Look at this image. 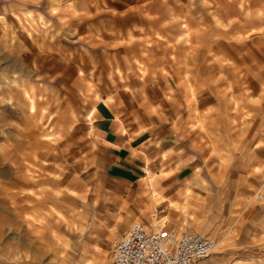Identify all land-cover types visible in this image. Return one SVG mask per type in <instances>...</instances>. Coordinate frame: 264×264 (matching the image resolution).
Wrapping results in <instances>:
<instances>
[{
	"label": "rangeland",
	"instance_id": "rangeland-1",
	"mask_svg": "<svg viewBox=\"0 0 264 264\" xmlns=\"http://www.w3.org/2000/svg\"><path fill=\"white\" fill-rule=\"evenodd\" d=\"M76 1L0 0V264L111 263L113 245L126 229L99 244L102 257H91L83 238L96 201L86 179V134L105 92L145 82L157 71L170 73L186 98L207 141L209 169L225 170L188 185L190 202L173 204L171 213L158 205L153 220L161 225L166 219L176 233L190 226L213 239L215 251L198 264H264V238L256 231L263 191L238 178L252 164L248 134L264 121V44L250 46L253 59L242 63L211 50L213 41L229 42L221 33L231 20L216 19L209 10L213 0H88L75 10ZM234 1L238 29L231 36L264 43V0ZM202 5L204 13H188L191 22L184 20L181 31L185 8ZM248 5L254 14L241 19ZM128 14L138 20L119 25ZM128 46L135 54L125 51ZM26 135L46 144L37 150L39 167L30 166L35 171L28 182L12 163L23 153L12 142L29 141ZM13 188L26 198L13 201Z\"/></svg>",
	"mask_w": 264,
	"mask_h": 264
},
{
	"label": "crops",
	"instance_id": "crops-1",
	"mask_svg": "<svg viewBox=\"0 0 264 264\" xmlns=\"http://www.w3.org/2000/svg\"><path fill=\"white\" fill-rule=\"evenodd\" d=\"M87 1L77 0L76 4L74 3V9L87 7ZM213 2L209 10L214 16L219 15L216 19L223 17L231 18V20L227 22L230 26L228 31L218 33L219 35L221 33L223 37L229 36V42L213 41L215 47L212 46L211 50H219L221 55L226 53L241 63L253 59L249 48L252 46L260 49V46L264 44L263 39H260L261 44H259L248 39L247 36H231L236 34L238 29L235 24H238V21L232 17L238 13L236 2L234 0H213ZM204 6L202 5L201 9L195 6L182 10L181 31L184 20L188 25L191 22L188 13L203 14ZM248 7L249 5L245 6L243 11H239L240 14L242 13L241 19L245 16L249 20L250 16H253L252 11L245 10ZM206 10H208L207 7ZM136 17L128 14L120 18L118 24L124 25L137 21ZM256 17L261 18L260 15ZM200 23L204 24V20L202 19ZM242 25L244 24H239V26ZM181 35L182 32L178 36ZM184 42L187 44L188 40L184 39ZM125 51L135 54L136 47L128 46ZM259 56L264 58V52H261ZM83 60L85 65H90L85 55ZM103 69L109 75V71L104 67ZM257 76L262 78L256 72L254 77ZM251 83L254 84L253 81ZM126 86L122 85L109 93L105 92L102 98L95 102L92 109V125L86 134L85 171L89 169V172H86L88 173L86 179L92 182L96 201L93 208L94 220L90 230L87 225L84 228L86 233L83 238L87 241L84 240L87 243V249L90 250L89 255H93V258L101 256L99 254L102 247L99 244H109L111 239L118 235L116 232L126 229L129 222L139 219V222L153 226L158 222L153 220L154 213L157 210L161 212V207L170 212L171 206H176L173 204L181 201L183 204L190 202L192 186L188 185L205 181V177L211 173L218 176L225 170L220 166H217L214 171L209 169L205 160L208 156V146L204 132L194 125L195 120L187 111L188 102L170 73L157 71L154 77H149L145 82H135V84L132 82L128 88ZM257 125L250 131L247 138L251 148L252 164L247 166L246 171L241 172L238 178L245 179L249 185L261 188L263 191V203L257 218L256 231L259 238H264V178L262 179L264 121ZM25 137L29 140L28 135ZM12 144L14 149L23 152L22 162L12 160V163H18L14 168L21 173L20 180L28 182L29 175L35 171L31 170L30 166L39 167L38 162L35 161L37 150L46 144H42L39 139L31 142L29 140L26 143L12 142ZM29 153L32 154V159L25 161V158L29 159L27 156ZM15 189L13 188L14 192L11 193V198L15 199L13 201L24 200L26 197L23 195L18 197L20 193ZM162 222L166 225L167 220ZM69 228L78 230L71 224ZM58 233L68 237L60 225ZM93 239L97 240L98 246ZM200 261L193 264H198Z\"/></svg>",
	"mask_w": 264,
	"mask_h": 264
},
{
	"label": "built area",
	"instance_id": "built-area-1",
	"mask_svg": "<svg viewBox=\"0 0 264 264\" xmlns=\"http://www.w3.org/2000/svg\"><path fill=\"white\" fill-rule=\"evenodd\" d=\"M214 246L213 239L190 226L176 233L166 225L133 221L114 243L110 264H193L208 257Z\"/></svg>",
	"mask_w": 264,
	"mask_h": 264
},
{
	"label": "bare ground",
	"instance_id": "bare-ground-1",
	"mask_svg": "<svg viewBox=\"0 0 264 264\" xmlns=\"http://www.w3.org/2000/svg\"><path fill=\"white\" fill-rule=\"evenodd\" d=\"M26 133V132H25ZM26 143V142H25ZM37 146V145H36ZM257 194V193H256ZM12 196V195H11ZM17 199V198H16ZM12 200H15V199H12ZM159 222V221H158ZM155 223L153 226H155V225H159V223ZM161 225H165V224H163V223H161ZM215 242V241H214ZM216 242H215V246H214V248H213V251L212 252H214L215 251V249H216ZM203 260V259H202Z\"/></svg>",
	"mask_w": 264,
	"mask_h": 264
}]
</instances>
